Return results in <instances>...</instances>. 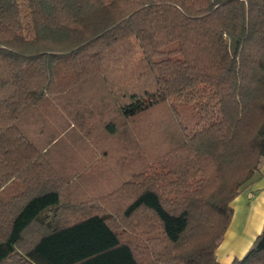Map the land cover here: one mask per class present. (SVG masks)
Listing matches in <instances>:
<instances>
[{"label": "trees", "instance_id": "obj_1", "mask_svg": "<svg viewBox=\"0 0 264 264\" xmlns=\"http://www.w3.org/2000/svg\"><path fill=\"white\" fill-rule=\"evenodd\" d=\"M152 114V160L106 197L62 199L58 143L141 135ZM262 159L264 0H0V264H142L145 246L152 264H222ZM229 264H264V227Z\"/></svg>", "mask_w": 264, "mask_h": 264}, {"label": "rangeland", "instance_id": "obj_2", "mask_svg": "<svg viewBox=\"0 0 264 264\" xmlns=\"http://www.w3.org/2000/svg\"><path fill=\"white\" fill-rule=\"evenodd\" d=\"M153 118L154 114L149 115L148 117H143L136 124L133 123L129 126L134 129H139V132L143 133L141 135H139L138 132L134 135L128 130V132L125 133V137L120 139V136H117L114 140H111L106 138L102 133L95 132L94 139L91 137L86 143H79V140H72L73 137L70 141H61L58 143L53 149L50 159L52 163L56 164V168L64 177L73 179L68 185H63L61 187L62 199L64 201L70 200L73 203L74 199L72 197L74 196L77 198H75L77 201H91L92 198L106 197L112 189L118 187L127 178L130 165L136 167L138 161L142 164V160L145 162H148L147 160H152V149L155 148L158 143L157 141H159L155 137L156 134L151 130L152 128H150L152 127ZM155 119L157 120L158 117H155L154 120ZM56 121L54 127L56 129H61V124L63 123L59 121L58 118ZM148 128L149 131H147ZM144 132H147V134L144 135ZM128 141L131 143L130 145L127 144ZM136 143L140 146V151L148 153L147 155H151V157L145 159L144 155L141 157L135 155L133 159L129 158V156H132L129 151ZM126 149L128 150L125 153L124 150L126 151ZM251 194L252 193H249V196ZM129 198H131L130 191L127 194L120 196L119 199L115 201V203H117L116 206H118V208L125 206ZM239 202L233 201L232 205L235 206L236 211L234 222H239L236 230H239L240 234L237 233L233 235L234 227L232 226L230 227L229 232L227 230L225 238L219 246L220 249L216 251L219 257L222 256L220 255V251L228 252V249L231 247L239 252L243 250V247L248 243V240L245 241V243H242V233L244 230L246 231L248 224L244 221V212H242V214L240 213L242 207L238 206ZM115 214L121 217L120 211H116ZM141 216L145 219L152 220L150 215L145 214ZM143 222L144 221H142V223ZM123 223H120L119 220L116 222V226L119 230H125L128 228H126V224ZM128 225H131V223ZM139 230L141 229L138 228V231ZM138 231H134L131 235L126 231V236L130 237L134 244L143 243V245H141L142 247L145 245V238L148 237V233H143L141 231L138 233ZM247 231H250L249 227L247 228ZM149 236H152V229ZM144 239L145 241H143ZM239 240L241 242L240 245L237 244ZM148 243L150 244L152 241ZM243 244L245 245L243 246ZM233 246H236V248H233ZM136 250L142 260V264H152V248H146L145 246V248H136Z\"/></svg>", "mask_w": 264, "mask_h": 264}, {"label": "crops", "instance_id": "obj_3", "mask_svg": "<svg viewBox=\"0 0 264 264\" xmlns=\"http://www.w3.org/2000/svg\"><path fill=\"white\" fill-rule=\"evenodd\" d=\"M249 193H252V194L249 196ZM239 200H240V202H239ZM233 201H238L239 202L238 206L242 207L240 213L242 214V212H244V218H245L244 221L246 222V224H248L247 228L249 227L250 231H247V228H246V231L244 230V232L242 233V237H243L242 243H245V241H247V240H248V243H246V246L243 247L244 249L239 251V252L230 247L228 249L229 250L228 252L227 251H224V252L220 251V255H222L220 257L216 253V256L218 257L217 258L218 261L222 264H229L233 258H235V257L240 258L241 256H243V254L246 252L248 247L251 245L255 236L262 230V227H264V159L261 160V163L259 165V169L255 173L251 185L249 187L243 189L233 199ZM232 207H233V214H232L231 221L228 225V228L226 229V232H227V230L229 232V229L232 226V227H234L233 235H235L237 233L240 234L239 230H236L239 222H237V223L234 222L236 211H235V206L232 205ZM226 232H225V234H226ZM225 234H224L223 239L225 238ZM223 239H222V241H223ZM222 241H221V243H222ZM221 243L219 244V246L221 245ZM237 244H239V245L241 244L240 240L238 241ZM244 245L245 244H243V246ZM219 246H218L217 250L220 249ZM233 248H236V246H233Z\"/></svg>", "mask_w": 264, "mask_h": 264}]
</instances>
